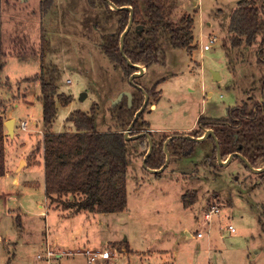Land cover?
<instances>
[{"label": "rangeland", "instance_id": "1", "mask_svg": "<svg viewBox=\"0 0 264 264\" xmlns=\"http://www.w3.org/2000/svg\"><path fill=\"white\" fill-rule=\"evenodd\" d=\"M42 1L0 0L6 53L0 57V115L5 122L16 119L14 136L9 137L5 127L7 175L0 177V264H36L42 248L35 243L44 239L43 235L62 244L82 241L83 246L94 249L112 248V243L126 240L138 252L134 261L142 253L148 258L151 251L155 264L162 260L168 264H264V172L254 173L239 157L226 165L219 159V166L210 164L208 158L215 146L210 138L199 142L192 155L170 154L163 171L151 172L145 168L148 148L134 142L135 137L126 130L132 143L124 212L86 211L70 217L73 210L62 211L60 202L48 199L46 204L42 141L48 131L38 101L41 85L25 81L40 74L39 52L44 48L46 63L57 66L60 72L59 94L73 97L66 106L57 99L59 112L52 127L61 133L75 130L68 121L73 112L91 113L92 106L98 112V132L124 129L113 107L124 100L123 93H134L136 87L151 90L158 81L143 118L179 131L154 133L156 139L189 133L203 117L229 119L245 102L250 110L255 103L264 105V64L258 60V46L230 45L231 18L241 0H173L182 15L195 21L196 50L176 49L164 35L165 64L151 66L133 82L102 48V36L118 26L117 18H109L104 5L99 1L92 7L89 0H57L44 14ZM256 2L264 5V0ZM213 38L217 43L204 50ZM212 71L220 72L223 79L215 82ZM152 104H157L158 110L150 112ZM16 180L19 185L14 184ZM188 192L197 199L185 210L182 197ZM77 198L68 195L63 201ZM215 205L221 213L204 223V214ZM18 216L22 217L21 225ZM230 225L236 233L230 231ZM197 231L204 232V237H197ZM5 239L15 243L16 250ZM126 260L122 255L117 259L119 264Z\"/></svg>", "mask_w": 264, "mask_h": 264}, {"label": "trees", "instance_id": "2", "mask_svg": "<svg viewBox=\"0 0 264 264\" xmlns=\"http://www.w3.org/2000/svg\"><path fill=\"white\" fill-rule=\"evenodd\" d=\"M98 1L106 7L109 18L116 17L118 23L113 33L102 36V48L128 81L139 71L136 65L149 69L155 64H165L162 38L166 34L174 48L189 53L196 50L193 32L195 21L190 15H182L178 4L173 0H89L92 7H97ZM53 2L54 0L41 2L44 14L48 12ZM131 6L134 9L133 24L124 37L122 49L121 38L130 25L131 18V12L126 7ZM231 20L229 30L231 47L257 45L258 60L264 64V5H259L256 0H241ZM1 30L0 18V57L6 55ZM39 55L40 74L25 81L28 83L38 81L41 85L39 100L42 103L44 128L48 131L42 141L44 193L50 201L60 202L62 211L72 209L74 214L86 211L100 214L124 212L128 205L126 174L130 163L129 146L132 143L130 138H126V130L131 131V137H135L134 142H139L148 150L153 142L152 152L145 162V168L149 171H160L168 164L166 144L169 154L187 157L192 155L198 146L199 141L195 139L203 137L208 130L214 132V135H209L208 138L215 143L213 153L209 156L210 159L208 158L210 164L220 165L217 157L219 150L220 157L224 160L234 153H240L247 158L252 168L264 167L262 103H255L250 110V105L245 102L231 112L229 119L203 117L197 121V127L189 133L163 135L160 139L155 138L154 133L157 132L151 131V125L143 118L147 104L131 128L147 95L150 98L156 94L155 89L161 81L153 85L151 90L136 87L131 105L125 96L122 102L113 107L114 115L125 126L122 130L98 132L95 126L98 112L95 106H92L91 113L79 110L73 112L72 118H68V121L73 122L74 131L53 132L51 127L59 112L57 99L61 98L66 106L73 101V97L58 93V82L61 78L59 69L53 64L46 63L44 48ZM262 84L264 87V79ZM186 135L193 139L185 138ZM6 138L5 120L0 115V177L7 173ZM215 140L219 142V148ZM68 195L79 198L63 201V197ZM196 196L190 192L183 195V209L188 210L196 202ZM17 222L22 224L21 216L17 217ZM125 244L127 243L122 241L119 244L120 249Z\"/></svg>", "mask_w": 264, "mask_h": 264}, {"label": "built area", "instance_id": "3", "mask_svg": "<svg viewBox=\"0 0 264 264\" xmlns=\"http://www.w3.org/2000/svg\"><path fill=\"white\" fill-rule=\"evenodd\" d=\"M217 38L211 40V44L204 45V50H210L213 45L217 43ZM22 128L26 130V122L21 124ZM219 205L212 206L209 211L204 214V223H209L212 218L221 213ZM230 231L236 233V228L230 225ZM197 237H204V232L199 231L196 234ZM42 250L36 255V264H64V260L71 256H83L85 263L87 264H114L117 260L120 252L117 248H111L109 246L104 249H78V250H61L54 245H51L48 240L42 243Z\"/></svg>", "mask_w": 264, "mask_h": 264}, {"label": "crops", "instance_id": "4", "mask_svg": "<svg viewBox=\"0 0 264 264\" xmlns=\"http://www.w3.org/2000/svg\"><path fill=\"white\" fill-rule=\"evenodd\" d=\"M55 1H57V0H54V2ZM54 2H53V4H54ZM52 4V5H53ZM1 24H2V22H1ZM44 31V29H42V32ZM42 32H41V34H42ZM2 35V34H1ZM4 50H5V43H4ZM147 71V69H145V72ZM144 72V73H145ZM38 74V73H37ZM222 78L221 79H223V76H221ZM36 82H38V81H36ZM59 93V92H58ZM61 94V93H60ZM25 95V94H24ZM26 96V95H25ZM161 96H162V91H161ZM40 97V96H39ZM39 97H38V101H40L39 100ZM41 103V102H40ZM58 101H57V107H58ZM41 106H42V103H41ZM156 110H158V107H157V104H152L151 105V109L149 110L150 112L151 111H156ZM68 118V117H67ZM66 118V119H67ZM13 120H15L16 121V119H14V118H12ZM145 121H147L148 123H149V125H151V131H154V132H157V133H166V132H178L179 130H176L177 128H173V129H168V128H164V127H162V126H156V125H154L153 123H151V121H148V120H145ZM53 126V125H52ZM52 128V130H53V132H56V131H54V129H53V127H51ZM56 133H61L60 131H58V132H56ZM6 175H7V173H6ZM19 182H18V180H16L15 181V185H17ZM44 184H45V182H44ZM19 185V184H18ZM44 190H45V185H44ZM47 200H48V198L46 199V204H47ZM41 206V208L43 209L44 208V204H42V205H40ZM49 211V210H48ZM43 215H45V212H41ZM20 214H21V210H20ZM49 216V213H46V216H45V218H47ZM73 217V216H76L75 214H73V215H71L70 214V217ZM61 217V216H60ZM63 217V216H62ZM64 218V217H63ZM24 229V227H23V225H22V230ZM197 232H199V231H197ZM186 235H187V237L189 238V237H191V234H190V232H188V230H186ZM43 237H44V239H42V240H39V241H37L35 244H37L38 243V246H39V248H41V246H42V243H44L45 241H47L48 240V242L51 244V245H54L55 247H58L59 249H61V250H66V251H68V250H78V249H87L88 247H85V246H83V244H82V241H80V242H78L77 243V240H75V241H73V242H71V243H69L68 242V244H62V243H60L57 239H55V238H53V236L51 237V236H49V235H43ZM2 239V238H1ZM1 241V240H0ZM3 241H5L6 242V244H8V243H12L11 242V240H7V239H5V240H3ZM122 242V241H121ZM121 242H116V243H112L111 245H112V247L113 248H119V244H121ZM123 242H127L126 240L125 241H123ZM13 244V247L15 248V243H12ZM35 246V245H34ZM106 246H109V245H106ZM125 246V247H124ZM4 247H6V246H4ZM6 249V248H5ZM92 249H94V248H92ZM15 250H16V248H15ZM8 251V253L10 254V251L9 250H7ZM120 252V251H119ZM137 251L136 250H134L132 247H131V245L127 242V244H125V245H123V247H122V251L120 252V254H119V256H118V258H120V256L122 255L124 258H126L127 260H126V262H124V264H155L154 262H152V260H151V258H150V255H151V251H149V253L147 254V255H149V257L148 258H145V253H142V255H139V258H138V261H134L135 260V256L137 255ZM17 255H16V253H15V255L13 256V259L16 257ZM84 260V262H83V260H81V258ZM117 258V259H118ZM121 261V260H120ZM9 262H10V260H9ZM64 264H87V263H85V259H84V257L83 256H80V255H78V256H71L70 258H68L66 261H64ZM114 264H119L118 263V261L116 260L115 262H114ZM159 264H168V261H164V260H162V262H160Z\"/></svg>", "mask_w": 264, "mask_h": 264}, {"label": "water", "instance_id": "5", "mask_svg": "<svg viewBox=\"0 0 264 264\" xmlns=\"http://www.w3.org/2000/svg\"><path fill=\"white\" fill-rule=\"evenodd\" d=\"M115 9H116V7H114ZM128 10H130V12H131V18H130V25L128 26V28H127V30L124 32V34L122 35V38H121V40H122V49H123V46H124V37H125V35L130 31V29H131V27H132V20H133V14H134V9H133V7L131 6V7H126ZM136 67L139 69V71L137 72V73H135L134 75H133V77L131 78V82H133V80L136 78V76H140V75H143L144 74V72H145V67L144 66H142V65H136ZM213 72V74H214V81L215 82H217V81H219L220 79H221V75H220V72L218 73V72H215V71H212ZM83 96H85V94H83ZM82 96V97H83ZM125 96H127L128 97V101H129V104L131 105V103H132V100H133V93H131V92H125V93H123V95L121 96V98H124ZM148 100H149V97H148V95H147V98H146V101H145V103H144V105H143V107H142V109L139 111V112H137V114H136V116H135V120L132 122V126H131V128H133V126H134V124H135V121L138 119V117L140 116V114L145 110V107L147 106V103H148ZM14 125H15V121L13 120V119H11V120H8V121H6L5 122V127H6V129L8 130V135L9 136H14V133H15V129H14ZM129 132H130V130H129ZM209 133H211V134H214L213 133V131H207L204 135H203V137H201V138H198V139H195L196 141H199V142H202V141H204V139L208 136V134ZM128 134V133H127ZM127 134H126V138H127ZM190 138V139H193V137H191L190 135H186L185 136V138ZM149 141L151 142V139H150V137H149ZM218 144V148H219V143H217ZM152 147H153V142H151V146H150V149H149V151H148V154H147V156H146V160H147V158H148V156L151 154V152H152ZM165 151H166V153H167V158H168V162H169V160H170V154H169V152H168V144H166L165 145ZM241 157L242 158V160L245 162V164L248 166V167H250V169L254 172V173H256V172H263L264 171V167H262V168H256V169H254V168H252L251 167V164L249 163V161L247 160V158H245L244 156H242L241 154H239V153H234V154H232V155H230L229 157V159H228V161H222V157H220V151L218 150V156L217 157H219L218 159H219V162H221L223 165H226V164H228L229 162H231L232 161V159L233 158H235V157ZM146 160H145V162H146ZM166 168V166H164V168H162L160 171H163V169H165ZM151 172H159V171H156V170H153V171H151ZM187 172H189V173H191L192 171H187ZM187 172H184V173H187Z\"/></svg>", "mask_w": 264, "mask_h": 264}, {"label": "flooded vegetation", "instance_id": "6", "mask_svg": "<svg viewBox=\"0 0 264 264\" xmlns=\"http://www.w3.org/2000/svg\"><path fill=\"white\" fill-rule=\"evenodd\" d=\"M208 119H213V118H208ZM208 131H212V130H208ZM213 133H214V132H213ZM209 135H214V134L209 133L208 136H209ZM208 136H207L206 138H208ZM206 138H205V139H206ZM263 172H264V171H263Z\"/></svg>", "mask_w": 264, "mask_h": 264}]
</instances>
